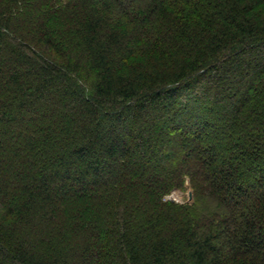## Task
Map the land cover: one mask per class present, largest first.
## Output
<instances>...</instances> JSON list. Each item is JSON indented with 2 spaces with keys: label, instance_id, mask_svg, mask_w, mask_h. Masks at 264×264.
Here are the masks:
<instances>
[{
  "label": "trees",
  "instance_id": "obj_1",
  "mask_svg": "<svg viewBox=\"0 0 264 264\" xmlns=\"http://www.w3.org/2000/svg\"><path fill=\"white\" fill-rule=\"evenodd\" d=\"M0 264H264V0H0Z\"/></svg>",
  "mask_w": 264,
  "mask_h": 264
},
{
  "label": "rangeland",
  "instance_id": "obj_2",
  "mask_svg": "<svg viewBox=\"0 0 264 264\" xmlns=\"http://www.w3.org/2000/svg\"><path fill=\"white\" fill-rule=\"evenodd\" d=\"M190 190L187 187L184 192H173L171 195L167 196L166 200H172L177 203H183L189 199Z\"/></svg>",
  "mask_w": 264,
  "mask_h": 264
},
{
  "label": "water",
  "instance_id": "obj_3",
  "mask_svg": "<svg viewBox=\"0 0 264 264\" xmlns=\"http://www.w3.org/2000/svg\"><path fill=\"white\" fill-rule=\"evenodd\" d=\"M191 198V193L189 194V199Z\"/></svg>",
  "mask_w": 264,
  "mask_h": 264
}]
</instances>
